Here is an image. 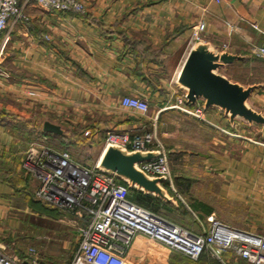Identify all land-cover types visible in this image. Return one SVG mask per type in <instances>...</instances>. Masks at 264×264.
Here are the masks:
<instances>
[{"label":"crops","instance_id":"crops-1","mask_svg":"<svg viewBox=\"0 0 264 264\" xmlns=\"http://www.w3.org/2000/svg\"><path fill=\"white\" fill-rule=\"evenodd\" d=\"M81 1L83 11H55L21 1L25 17L10 18L0 31V244L4 250L24 253L18 242L9 246L5 239L17 238L21 234L17 230L24 229L26 222L38 225L66 218L78 229L74 252L79 228L89 220L86 209L62 208L38 198L39 181L22 166L25 150L39 137H33V126L46 120L61 127L65 120L79 125L82 133L103 141L101 151L108 133L122 130L152 132L167 155L187 143L183 151L196 159L190 163L196 162L198 168L192 167L189 175L173 169L172 186L166 184L176 199V204L170 203L171 212L185 224L166 218L195 233L207 231L212 216L264 233L261 125L240 117L231 122L222 109L204 108L202 100L190 105L176 82L192 43L191 33L198 29L200 40L242 56L234 61L238 72L245 69L256 78L242 81L221 73L245 85L256 83L249 103L264 113V55L253 52L264 47V0ZM123 96L146 99L148 113L122 106ZM181 101L202 105L203 118L181 110ZM34 110L38 118L33 117ZM223 199L234 207L247 206V228L219 211ZM153 243L162 245L136 234L125 253L127 264L133 258L143 264L147 245ZM39 261L50 264L41 257ZM245 262L238 259L231 264Z\"/></svg>","mask_w":264,"mask_h":264},{"label":"built area","instance_id":"built-area-1","mask_svg":"<svg viewBox=\"0 0 264 264\" xmlns=\"http://www.w3.org/2000/svg\"><path fill=\"white\" fill-rule=\"evenodd\" d=\"M21 1L55 11L84 10L81 0H0V31L10 18L25 17ZM191 35L192 42L199 40L198 29H193ZM253 52L262 56L264 47H256ZM120 104L141 114L150 109L149 102L138 96H123ZM179 104L187 114L203 118L202 105L189 106L182 101ZM45 140L46 136L40 135L22 159L23 168L39 181L36 196L62 208L86 209L90 214L88 222L79 228L77 248L69 264H126L125 253L138 233L191 259L206 254L218 264H231L238 259L246 264H264V233L236 227L215 216L207 231L195 233L129 199L128 185L114 174L99 170L96 162L84 165L68 151L48 146ZM110 142L134 150L158 149L156 158L138 165L149 174L164 175L165 184L172 186L168 155L152 132L112 131L105 144ZM39 260L34 246L19 254L6 252L0 244V264H38Z\"/></svg>","mask_w":264,"mask_h":264},{"label":"water","instance_id":"water-1","mask_svg":"<svg viewBox=\"0 0 264 264\" xmlns=\"http://www.w3.org/2000/svg\"><path fill=\"white\" fill-rule=\"evenodd\" d=\"M242 56L225 49H217L209 41L196 40L191 43L176 77L179 87L185 92L190 105L202 100L203 107L216 106L224 111L229 121L240 117L248 123L261 125L264 134V113L249 103V96L258 86L256 83L242 84L229 79L219 69ZM43 131L62 133L60 125L48 120L42 124ZM158 149L134 150L117 142L106 143L96 160V167L114 174L129 188H135L159 197L167 203L176 204L165 184L164 175H152L139 167L138 163L156 158ZM40 264V263H38Z\"/></svg>","mask_w":264,"mask_h":264},{"label":"rangeland","instance_id":"rangeland-1","mask_svg":"<svg viewBox=\"0 0 264 264\" xmlns=\"http://www.w3.org/2000/svg\"><path fill=\"white\" fill-rule=\"evenodd\" d=\"M235 64L237 63L232 62L228 68H220L219 72H223L232 78H240L242 81L256 78V75H249L248 71L245 69L241 70V72H238L239 67L235 66ZM33 113V117H39V114L36 110H34ZM173 119L174 118H170L169 120ZM65 121L66 123H63L62 129L64 130L66 137L64 138L62 133H51L44 131L45 134H47L46 137L48 138V140L46 139L48 142L46 141L45 144L48 146L51 145L55 149L68 151L81 163H95L101 153L100 149L102 144H104L103 141L92 137V133L90 132L82 133L80 131L79 125L74 126L71 121ZM181 138H185L183 133ZM185 146H187V143L184 142L182 143L181 148L170 152L168 159L171 170L176 169L177 173L189 175L192 172V167H197V163H190V161H196V159L191 158L187 151H183L187 149ZM181 194L183 200L185 201L186 197L184 193ZM229 202L232 201L227 199H223V201L221 200L219 203L217 201L219 211H223L224 216L233 219L236 224L247 228L250 222L247 215V206L245 207L241 204L242 206L234 207ZM163 210L167 212L165 208H163ZM226 213H229L230 215L227 214L229 215L227 216L225 215ZM168 215L169 217H173V219L179 221V218L173 216L172 212H169ZM179 222L185 224L184 221ZM43 223L44 224L39 221L38 225H31L32 223L30 224L26 222L24 229L17 230L19 233H21L17 238H9L5 240L9 241V246H11L14 242H18L19 245L17 248L21 251H25L26 247L28 246L36 247L38 255L44 259L45 262L47 261V263L69 264L76 244V230L78 229L70 224L66 218H64V220H60V222L50 219L49 222ZM255 224L258 225L259 223L256 222ZM156 246L159 248H157L158 250L155 248ZM147 248L148 253L144 255L143 264H151L152 262L155 264H192V261L188 259L186 255L180 253L179 251L170 249L166 245L164 246V244L159 245L153 243L147 245ZM128 264L141 263H138V260L133 258L132 260L130 259V261H128Z\"/></svg>","mask_w":264,"mask_h":264},{"label":"trees","instance_id":"trees-1","mask_svg":"<svg viewBox=\"0 0 264 264\" xmlns=\"http://www.w3.org/2000/svg\"><path fill=\"white\" fill-rule=\"evenodd\" d=\"M40 132L44 133V131L42 129V123H40V122L38 124L35 123V125L33 126V129H32L33 137L35 138L37 135L40 134ZM62 135L64 138L66 137L64 130L62 132ZM83 164L84 165H91L92 163H88V164L83 163ZM120 181L123 182L122 180H120ZM128 198L131 199L132 201L142 205V206H145V207L161 214L162 216H165V217H169V215H168L169 212H171L173 210V206L170 203L163 201L162 199H160L157 196H154L150 193H144L143 191L135 189V188H129ZM162 207L165 208L167 210V212H165ZM179 208H182V206L179 205ZM186 257L192 261V264H218L215 260H212L206 254L200 255L197 259H191L188 256H186Z\"/></svg>","mask_w":264,"mask_h":264}]
</instances>
